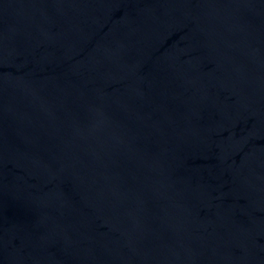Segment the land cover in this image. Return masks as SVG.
Returning <instances> with one entry per match:
<instances>
[{
    "label": "water",
    "instance_id": "obj_1",
    "mask_svg": "<svg viewBox=\"0 0 264 264\" xmlns=\"http://www.w3.org/2000/svg\"><path fill=\"white\" fill-rule=\"evenodd\" d=\"M0 264H264V0H0Z\"/></svg>",
    "mask_w": 264,
    "mask_h": 264
}]
</instances>
